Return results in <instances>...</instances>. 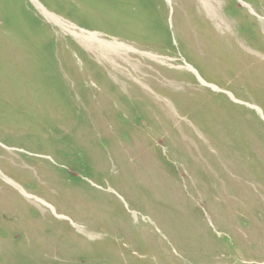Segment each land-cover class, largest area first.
<instances>
[{
	"label": "rangeland",
	"instance_id": "rangeland-1",
	"mask_svg": "<svg viewBox=\"0 0 264 264\" xmlns=\"http://www.w3.org/2000/svg\"><path fill=\"white\" fill-rule=\"evenodd\" d=\"M263 119L264 0H0V264H264Z\"/></svg>",
	"mask_w": 264,
	"mask_h": 264
},
{
	"label": "bare ground",
	"instance_id": "bare-ground-1",
	"mask_svg": "<svg viewBox=\"0 0 264 264\" xmlns=\"http://www.w3.org/2000/svg\"><path fill=\"white\" fill-rule=\"evenodd\" d=\"M45 14H46V12H45ZM48 17H50L52 20H54L55 22H57L63 29H65V30H67L68 32L70 31L69 29H70V27L69 26H67L66 24H64V23H62V22H60V20H58L57 18H55V17H53V16H51L50 14L48 15V13L46 14ZM74 34V33H73ZM85 40H87V41H91V42H93V41H97L96 39H95V37H83ZM93 44V43H92Z\"/></svg>",
	"mask_w": 264,
	"mask_h": 264
},
{
	"label": "trees",
	"instance_id": "trees-1",
	"mask_svg": "<svg viewBox=\"0 0 264 264\" xmlns=\"http://www.w3.org/2000/svg\"><path fill=\"white\" fill-rule=\"evenodd\" d=\"M167 42L169 43L170 45V48L171 49H174V46L172 44V40H171V35H170V30L169 28L167 27ZM176 42V41H175ZM177 43V42H176ZM124 119V117H122Z\"/></svg>",
	"mask_w": 264,
	"mask_h": 264
},
{
	"label": "water",
	"instance_id": "water-1",
	"mask_svg": "<svg viewBox=\"0 0 264 264\" xmlns=\"http://www.w3.org/2000/svg\"><path fill=\"white\" fill-rule=\"evenodd\" d=\"M167 2L169 3V0H167ZM255 110H256L257 112H259V114H261L260 111H258V109H255ZM263 120H264V119H263Z\"/></svg>",
	"mask_w": 264,
	"mask_h": 264
}]
</instances>
